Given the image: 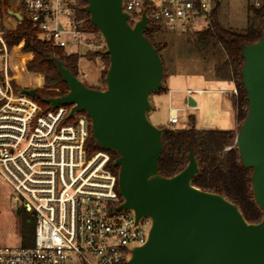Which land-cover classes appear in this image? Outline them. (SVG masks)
Instances as JSON below:
<instances>
[{
	"label": "water",
	"instance_id": "95a60500",
	"mask_svg": "<svg viewBox=\"0 0 264 264\" xmlns=\"http://www.w3.org/2000/svg\"><path fill=\"white\" fill-rule=\"evenodd\" d=\"M85 2L83 10L105 43V87L87 86L49 53L68 91L45 102L48 108L69 105V117L84 111L94 143L117 153L112 166L122 198L118 208L131 210L135 222H150L145 242L132 248L127 264H264V29L258 40L240 48L248 107L234 146L241 165L251 169L253 199L262 213L260 220L248 222L223 195L192 185L199 172L192 149L181 170L159 174L163 127L151 123L147 113L153 108L150 95L162 88L164 69L158 49L144 34L146 17L130 24L122 0ZM9 14L21 20L17 12ZM20 91L35 96L34 88ZM185 102L196 105L191 96Z\"/></svg>",
	"mask_w": 264,
	"mask_h": 264
},
{
	"label": "built area",
	"instance_id": "2783aa9c",
	"mask_svg": "<svg viewBox=\"0 0 264 264\" xmlns=\"http://www.w3.org/2000/svg\"><path fill=\"white\" fill-rule=\"evenodd\" d=\"M216 0H122L133 24L142 15L152 34H194L206 29ZM52 46L81 58L103 51L98 30L75 15L77 0H9ZM0 179L15 192L11 206L34 221L33 245L0 246V264H127L133 247L145 242L149 219L135 222L122 198L107 151L86 155L90 121L68 116L69 105L43 110L34 97L15 89L10 53L0 32ZM80 78V77H79ZM187 88L185 97L201 93ZM168 93L171 90L167 91ZM230 92L236 94L233 87ZM186 104V102H185ZM187 105V104H186ZM188 106V105H187ZM182 108H168L167 123ZM72 118L73 121H68ZM226 147L225 149H228Z\"/></svg>",
	"mask_w": 264,
	"mask_h": 264
},
{
	"label": "trees",
	"instance_id": "16d2710c",
	"mask_svg": "<svg viewBox=\"0 0 264 264\" xmlns=\"http://www.w3.org/2000/svg\"><path fill=\"white\" fill-rule=\"evenodd\" d=\"M218 1L216 0L212 10L208 27L194 33L195 45L199 51L205 52L215 47H220L223 51L224 59L215 64L213 78L232 81L235 85L237 93L231 97V106L235 111L236 127L231 129H197L193 125L188 127L163 126L161 135L163 149L158 159V171L163 176H171L178 172L187 163L188 152L192 149L199 167V172L191 180L192 185L223 195L238 207L246 221L256 222L261 219L262 213L253 199L250 185L251 169H246L241 165L238 151L234 146V137L238 126L246 116L248 107L246 94L241 84L240 68L243 59L240 55V48L242 44L252 43L260 38L262 29H264V0L257 7L248 6L252 15L248 17L247 25L242 30L229 29L220 24L216 15ZM85 3V0H77L75 15L78 19H82L86 25L97 30L90 23L89 15L83 10ZM9 11V0H0L1 38L9 53L11 49L20 47L21 55L16 57V60L21 58L20 69L23 71L25 67L27 72L39 74L31 79L32 82H40V75H42L43 84L41 87L34 88V100L43 110H47L48 104L45 99L63 95L68 91L67 85L61 80L53 61L49 60L48 54L52 53L60 59L77 77L79 75L77 63L79 56L76 53H67L62 48L52 46L51 42L45 39L31 22L25 18L17 20L9 14ZM144 34L160 54V49L164 45L157 43L150 31L145 30ZM22 54L30 56L25 64V58L21 57L24 56ZM92 55L104 60L107 68L108 56L106 54L98 51ZM161 60L163 64L162 57ZM10 65L14 88H25L16 82L13 74L15 66L12 62V55H10ZM106 68L102 72L103 76ZM163 69L165 71L164 65ZM18 77L21 80L20 74ZM162 90L163 87L158 91ZM77 114L86 115L84 111H78ZM190 118L193 120V117ZM67 120L73 121L72 118ZM226 147L229 148L225 149ZM100 150L109 153L108 168L116 175L117 167L112 166V161L117 157V153L96 145L91 138L89 126V134L85 141L86 155ZM23 218L20 246L30 247L33 245L34 221L28 214Z\"/></svg>",
	"mask_w": 264,
	"mask_h": 264
},
{
	"label": "rangeland",
	"instance_id": "374dc122",
	"mask_svg": "<svg viewBox=\"0 0 264 264\" xmlns=\"http://www.w3.org/2000/svg\"><path fill=\"white\" fill-rule=\"evenodd\" d=\"M262 0H219L216 8L217 19L226 28L242 30L252 15L248 6H258ZM154 40L164 45L160 49L165 68L164 77H167V85L174 89L171 93H152L150 100L155 103L156 109L148 111L147 116L156 126H168V107L182 108L187 105L181 97L186 87L204 89L194 95L196 106H187L186 110L179 111V122L173 126L188 127L193 125L197 129H231L234 126V113L228 102V94L220 92L222 89L231 90L232 84L226 80L213 79V69L218 61L224 59L220 47L207 51H199L195 45L194 34H153ZM20 47L11 49L12 62L15 66L13 74L16 82L21 86L25 80H19L18 74H23L16 57L21 55ZM21 56L26 59L27 54ZM26 55V56H25ZM90 60L81 58L79 69L87 74L80 75V79L90 87L104 89L105 82L102 74L106 68L105 61L96 59L92 54ZM96 59V60H95ZM25 75V74H24ZM206 79H212L211 82ZM25 85V84H24ZM34 88L32 86H22ZM190 117H194L192 121ZM15 192L9 184L0 179V246L6 248L19 247L21 245V227L24 211L17 214L11 206V196Z\"/></svg>",
	"mask_w": 264,
	"mask_h": 264
},
{
	"label": "crops",
	"instance_id": "0c3cea01",
	"mask_svg": "<svg viewBox=\"0 0 264 264\" xmlns=\"http://www.w3.org/2000/svg\"><path fill=\"white\" fill-rule=\"evenodd\" d=\"M26 56V55H25ZM95 58L96 59H101L100 57H98V56H95ZM28 59V57L26 56V59L24 60V64H25V62H26V60ZM95 59V60H96ZM24 67V66H23ZM24 70H23V74H20L21 75V79L22 80H25L26 82L25 83H23L22 84V86H32V87H41L42 86V84H43V77H42V75H40L41 76V81L40 82H32L31 81V79L35 76V75H39V74H34V73H29V72H27L26 70H25V67L23 68ZM25 74V75H24ZM214 79V78H213ZM211 80L212 79H206V81H208V82H211ZM226 81H228V80H226ZM228 82H230L231 84H232V88L233 87H235V85H234V83L232 82V81H228ZM25 84V85H24ZM162 87H163V90L162 91H157V92H155V93H158V92H164V93H168L167 91L168 90H171V92H173L174 91V89H172L171 87H169L168 85H167V77L165 76L164 78H163V85H162ZM187 88H192V87H186L185 89H187ZM184 89V90H185ZM192 89H201V88H192ZM201 90H204V89H201ZM170 92V93H171ZM220 92H222L223 94H228V102H229V105H230V107H231V109L233 110V113H234V126H233V128H235L236 127V120H235V111H234V109L232 108V106H231V97L234 95V94H232L231 92H230V90H226V89H222V90H220ZM181 99H183V102L185 103V99H186V97H185V95H183L182 97H181ZM193 99H194V97H193ZM195 100V99H194ZM150 102H151V104H152V106H153V111H154V109H156V107H155V103L154 102H152L151 100H150ZM195 102H196V100H195ZM196 106V105H195ZM169 108V107H168ZM171 108H176V107H171ZM193 120H194V117H193ZM192 120V121H193ZM167 121V120H166ZM159 127H163V126H159Z\"/></svg>",
	"mask_w": 264,
	"mask_h": 264
},
{
	"label": "flooded vegetation",
	"instance_id": "af4514ba",
	"mask_svg": "<svg viewBox=\"0 0 264 264\" xmlns=\"http://www.w3.org/2000/svg\"><path fill=\"white\" fill-rule=\"evenodd\" d=\"M21 213V212H20Z\"/></svg>",
	"mask_w": 264,
	"mask_h": 264
}]
</instances>
